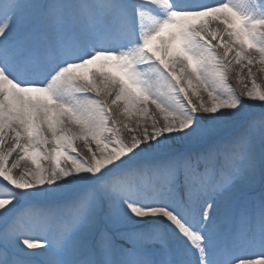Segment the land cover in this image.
Returning a JSON list of instances; mask_svg holds the SVG:
<instances>
[{
  "label": "snow or ice",
  "instance_id": "1",
  "mask_svg": "<svg viewBox=\"0 0 264 264\" xmlns=\"http://www.w3.org/2000/svg\"><path fill=\"white\" fill-rule=\"evenodd\" d=\"M262 76L264 0H0V264H264Z\"/></svg>",
  "mask_w": 264,
  "mask_h": 264
},
{
  "label": "bare ground",
  "instance_id": "2",
  "mask_svg": "<svg viewBox=\"0 0 264 264\" xmlns=\"http://www.w3.org/2000/svg\"><path fill=\"white\" fill-rule=\"evenodd\" d=\"M259 82L262 84V86H264V76L259 77ZM247 103L249 105H251V107L247 109L248 118L249 119H257V118H259V113L261 111L260 106H259L260 102L247 101ZM85 154H86V151H85ZM12 159L13 160L15 159V155L13 156ZM11 162L12 161H10V164H11ZM22 166H23V162H22Z\"/></svg>",
  "mask_w": 264,
  "mask_h": 264
}]
</instances>
